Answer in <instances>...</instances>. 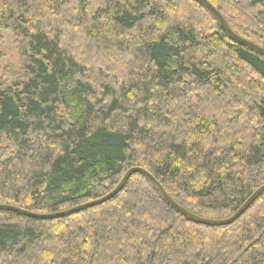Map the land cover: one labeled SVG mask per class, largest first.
<instances>
[{"label":"trees","instance_id":"obj_1","mask_svg":"<svg viewBox=\"0 0 264 264\" xmlns=\"http://www.w3.org/2000/svg\"><path fill=\"white\" fill-rule=\"evenodd\" d=\"M209 1L264 47V0ZM3 30L22 68L0 83V203L55 213L140 166L226 219L264 185V56L198 1L0 0ZM0 264H264V194L210 226L136 173L70 216L0 210Z\"/></svg>","mask_w":264,"mask_h":264},{"label":"water","instance_id":"obj_2","mask_svg":"<svg viewBox=\"0 0 264 264\" xmlns=\"http://www.w3.org/2000/svg\"><path fill=\"white\" fill-rule=\"evenodd\" d=\"M199 3H201L203 6H205L218 20L221 27L224 29V31L237 43H240L247 48H250L251 50L261 54L264 56V47H261L260 45L250 41L249 39H246L239 34H237L228 24L226 18L223 16L221 11L209 0H196ZM140 173L147 177L153 185L157 188L159 193L162 195V197L170 204L172 207H174L177 211H179L182 215L187 217L189 220L204 224V225H210V226H226L234 223L237 221L254 203L255 201L264 194V185H262L260 188H258L249 198L248 200L229 218L226 219H211L206 218L203 216H200L198 214L193 213L192 211L186 209L182 205H180L178 202H176L170 194L166 191V189L163 187V185L156 179V177L149 172L147 169L136 166L130 168L126 174L123 176L122 180L119 182V184L108 194H106L103 197H100L98 199L91 200L89 202L76 205L74 207H71L66 210L58 211L55 213H35L29 210H26L21 207H17L14 205H8V204H2L0 203V210L5 211H12L17 212L29 217L33 218H41V219H56V218H62L66 216H70L72 214L84 211L88 208H92L98 205H101L111 199H113L116 195H118L126 186L130 178L136 174Z\"/></svg>","mask_w":264,"mask_h":264},{"label":"rangeland","instance_id":"obj_3","mask_svg":"<svg viewBox=\"0 0 264 264\" xmlns=\"http://www.w3.org/2000/svg\"><path fill=\"white\" fill-rule=\"evenodd\" d=\"M0 83L6 80V71L19 72L22 68L21 57L19 54L18 45L10 31L3 30L0 31ZM71 44V43H70ZM69 47L75 49L77 53H81L82 50L79 47H74L72 44ZM83 60L88 64L89 57L82 56ZM92 57V55H91ZM113 77V76H112Z\"/></svg>","mask_w":264,"mask_h":264}]
</instances>
